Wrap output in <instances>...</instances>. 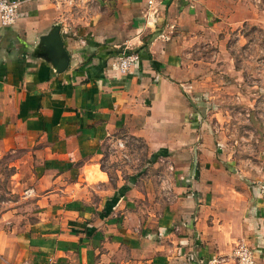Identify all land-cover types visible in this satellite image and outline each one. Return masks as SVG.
<instances>
[{"label":"crops","instance_id":"crops-1","mask_svg":"<svg viewBox=\"0 0 264 264\" xmlns=\"http://www.w3.org/2000/svg\"><path fill=\"white\" fill-rule=\"evenodd\" d=\"M19 1L0 23V156L20 155L29 179L0 200V264H235L237 240L264 264V185L240 177L211 127L207 65L228 71V36L264 31V0H158L155 13ZM54 26L63 53L45 44ZM122 50L139 52L126 72L110 65ZM122 136L145 143L147 167L110 163Z\"/></svg>","mask_w":264,"mask_h":264},{"label":"rangeland","instance_id":"rangeland-1","mask_svg":"<svg viewBox=\"0 0 264 264\" xmlns=\"http://www.w3.org/2000/svg\"><path fill=\"white\" fill-rule=\"evenodd\" d=\"M240 32V39L233 33L228 36L226 50L231 58L225 62H229V67L232 62L231 70L219 72L217 58V63L207 64L208 83L214 89L209 119L213 129L225 133L234 170L250 184L264 185V31L259 26L244 25ZM212 53L213 48L209 47L208 54ZM108 148L113 155L110 163L125 164L131 171L149 163L141 139L122 136L109 143ZM19 156H0V200L18 199L26 193L28 187L17 183L29 179V173L19 171Z\"/></svg>","mask_w":264,"mask_h":264},{"label":"built area","instance_id":"built-area-1","mask_svg":"<svg viewBox=\"0 0 264 264\" xmlns=\"http://www.w3.org/2000/svg\"><path fill=\"white\" fill-rule=\"evenodd\" d=\"M158 0H146L147 8L155 13ZM19 0H0V23L2 25L13 24L19 15ZM139 59V52L135 50H122L111 61L112 68L120 72L128 71ZM123 145V142L119 140ZM230 258L235 264H258V257L255 250L245 241L237 240L230 253ZM225 261V255H213L203 264H222ZM29 264V263H25Z\"/></svg>","mask_w":264,"mask_h":264},{"label":"water","instance_id":"water-1","mask_svg":"<svg viewBox=\"0 0 264 264\" xmlns=\"http://www.w3.org/2000/svg\"><path fill=\"white\" fill-rule=\"evenodd\" d=\"M45 44L51 46L58 53H63L62 38L60 35L59 27L54 26L49 33L45 35Z\"/></svg>","mask_w":264,"mask_h":264},{"label":"trees","instance_id":"trees-1","mask_svg":"<svg viewBox=\"0 0 264 264\" xmlns=\"http://www.w3.org/2000/svg\"><path fill=\"white\" fill-rule=\"evenodd\" d=\"M127 51H130V50H127Z\"/></svg>","mask_w":264,"mask_h":264}]
</instances>
